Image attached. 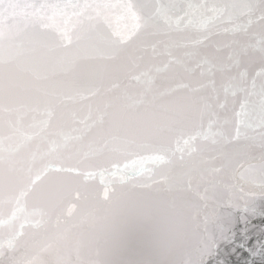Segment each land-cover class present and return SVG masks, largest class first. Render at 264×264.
Listing matches in <instances>:
<instances>
[{
    "label": "snow or ice",
    "instance_id": "1",
    "mask_svg": "<svg viewBox=\"0 0 264 264\" xmlns=\"http://www.w3.org/2000/svg\"><path fill=\"white\" fill-rule=\"evenodd\" d=\"M172 33L189 60L203 56L198 68L212 63L201 48L227 53L212 57L220 89L213 81L211 94L153 112L140 128L151 143L125 141L111 153L108 184H38L61 147L34 146L25 131L36 127L34 116L26 123L29 106L51 103L40 83L47 64L87 60L100 41L118 56L140 35ZM134 147L152 148L160 167L145 175L131 160L121 168L117 156L137 155ZM233 213L264 216V0H0V264H117L137 222L151 224L163 264H212ZM257 245L264 254V241Z\"/></svg>",
    "mask_w": 264,
    "mask_h": 264
},
{
    "label": "water",
    "instance_id": "2",
    "mask_svg": "<svg viewBox=\"0 0 264 264\" xmlns=\"http://www.w3.org/2000/svg\"><path fill=\"white\" fill-rule=\"evenodd\" d=\"M47 2L55 3L57 0ZM100 2L117 3L118 0ZM134 2L156 3L158 0ZM118 23L120 29L125 30L127 22ZM113 24L115 26L117 22L113 21ZM178 43L177 33L140 35L114 56L110 47L100 41L88 49L87 60L73 62L69 56L47 64L46 71L40 73L43 77L40 83L51 94V103L29 106L36 110L29 113L26 123H33L34 116L36 127H26L25 131L33 135L34 146L40 145L44 139L56 140L61 147L60 158L51 162V168L37 183L43 186L53 178H64L86 182L89 186L108 184L113 179L111 173L115 171L109 162L111 153L122 151L125 141H135L137 145L151 143L147 134H140V128L153 112L162 106L191 103L211 94L213 81L220 89L222 74L213 67L217 61L212 57H223L227 53L201 48L212 63L198 68L197 63H203V56L189 60L185 53L191 49L178 47ZM202 71L204 75H201ZM134 77H139V80ZM178 84H188L190 88H177ZM92 85L95 87L90 91ZM201 85L204 86L201 91H191V88H200ZM197 147L213 146L208 141L199 140ZM133 150L137 155L117 156L121 168L131 160L138 162V169L146 170L145 175L160 167L150 159L158 154L152 148L134 147ZM185 161L191 162L187 155ZM177 163H180L178 158ZM226 223L231 225L232 235L221 241L219 254L213 258L212 264H264V254H260L257 245L258 240L264 241V216L257 214L245 219L233 213ZM117 264H163L154 248L151 224L137 222L130 226L128 247L117 258Z\"/></svg>",
    "mask_w": 264,
    "mask_h": 264
}]
</instances>
